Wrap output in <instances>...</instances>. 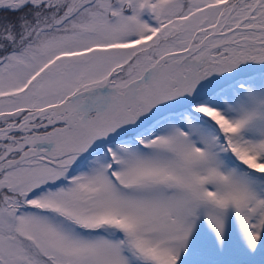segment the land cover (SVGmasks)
Masks as SVG:
<instances>
[{"label":"snow or ice","instance_id":"obj_1","mask_svg":"<svg viewBox=\"0 0 264 264\" xmlns=\"http://www.w3.org/2000/svg\"><path fill=\"white\" fill-rule=\"evenodd\" d=\"M0 264H264V0H0Z\"/></svg>","mask_w":264,"mask_h":264}]
</instances>
